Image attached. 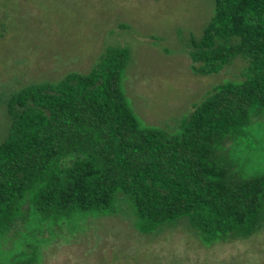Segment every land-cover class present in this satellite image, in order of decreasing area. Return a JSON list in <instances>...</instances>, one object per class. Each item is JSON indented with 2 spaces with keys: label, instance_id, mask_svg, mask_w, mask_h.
I'll list each match as a JSON object with an SVG mask.
<instances>
[{
  "label": "trees",
  "instance_id": "16d2710c",
  "mask_svg": "<svg viewBox=\"0 0 264 264\" xmlns=\"http://www.w3.org/2000/svg\"><path fill=\"white\" fill-rule=\"evenodd\" d=\"M190 70L218 74L235 59L241 79L217 84L174 132L140 123L122 80L126 46H107L87 73L27 84L0 98L8 127L0 142V245L19 236L0 264H38L41 249L87 215H130L158 236L179 228L203 246L247 240L264 226V166L251 148L264 125V0H212ZM232 146L228 147V143ZM124 208L126 211H124Z\"/></svg>",
  "mask_w": 264,
  "mask_h": 264
},
{
  "label": "rangeland",
  "instance_id": "374dc122",
  "mask_svg": "<svg viewBox=\"0 0 264 264\" xmlns=\"http://www.w3.org/2000/svg\"><path fill=\"white\" fill-rule=\"evenodd\" d=\"M212 11V0H0V98L87 73L107 46H126L129 105L142 125L174 132L193 103L219 83L240 80L246 65L235 59L218 74H192L189 39L200 36ZM7 127L0 102V142ZM251 134V148L238 146L239 155L264 166V125ZM124 214L87 215L76 231L63 228L38 264H264V226L247 240L203 246L179 228L142 235ZM19 248V236L0 245L4 254Z\"/></svg>",
  "mask_w": 264,
  "mask_h": 264
}]
</instances>
